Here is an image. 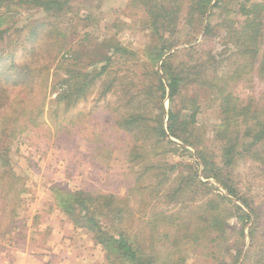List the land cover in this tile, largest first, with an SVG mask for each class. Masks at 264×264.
Returning <instances> with one entry per match:
<instances>
[{"label":"rangeland","instance_id":"1","mask_svg":"<svg viewBox=\"0 0 264 264\" xmlns=\"http://www.w3.org/2000/svg\"><path fill=\"white\" fill-rule=\"evenodd\" d=\"M0 1L4 2L0 4V13H13L5 19L6 26L12 28L3 47L5 53L14 55L17 64L28 60L35 66L27 54L30 46L26 42L29 31L24 29L27 25L36 27L41 22L49 23L61 32L63 42L49 70L47 91L44 93L42 87L36 85L30 96L29 106L35 110L32 118L40 119L36 110L45 95L43 118L29 124L26 116L17 114V132L5 140L3 152H8L10 167L21 179L22 187L15 189L17 201H7L2 194L5 183L0 180V264L5 261L11 264L12 260L9 263L7 259L16 250L26 252V256H21L31 259L26 264L53 261L55 264L58 259L67 258L70 245L64 247L56 243L57 247L50 248L52 252L42 255L27 245L26 237L33 236L32 225L43 223L45 210H55L53 185L125 197L140 176L135 175V171H141L143 183L148 187L145 195L150 197L142 215L146 213L150 217L161 211L168 217L161 221V232L176 228L172 226V219L178 221L177 224L182 221L198 224L200 216L206 220L216 213L224 219L223 230H205L198 241L182 242L177 247L166 240L155 243L159 257L156 264H162L170 253V259L177 260L180 256L181 264H264V146L258 148L261 159L253 157L257 149L247 151L245 148L251 141L246 136V127L241 126L240 121L236 127L231 126L228 135L231 144H235L233 138L239 133L238 154L232 166H224L221 174L235 187L234 195L217 178L207 176L201 161L203 157L222 166L221 150L225 140L219 133L225 116L219 107L221 99L215 84L225 73L235 70L239 57L227 54L225 62L220 64L214 63L212 57L223 50L225 43H232L233 34L241 29L246 20L239 10L244 0H211L206 22H196L193 18L195 22L186 25L188 11L184 10L174 34L162 32L161 26L152 23L148 13L152 0H73L57 17L42 9L22 6L20 0ZM154 1L161 4V0ZM250 1L264 3V0ZM206 24L208 30L204 28ZM262 31L264 37V19ZM44 37L41 34L36 44H43ZM107 39L112 41V47L119 45L128 49V53L114 54L113 50H108L111 63L90 87L87 97L68 109L63 103H57L58 94L51 89L64 74L58 68L59 62L77 57L86 66V72L99 71L107 63L100 58L90 61L94 51L101 52L100 45ZM175 41L179 45L166 48L164 55L153 62L152 69L147 51L155 47L161 49ZM164 61L166 68H163ZM172 71H182L184 82L173 102L168 97L164 99L163 113L160 100L152 96V88L161 83L167 87V76H171ZM20 90L15 88L12 97H24L25 93ZM226 91L247 101L251 97L259 98L264 82L252 72L230 81ZM113 109L122 114L142 115L147 129L129 134L118 128ZM169 111L177 114L178 119L171 120ZM5 112L6 109H0L1 115ZM173 122L178 125L176 132L173 129L176 134L170 130ZM160 123L168 135L164 139L159 138L157 131ZM182 131L187 142L183 140ZM135 139L139 145L135 151L138 160L131 162ZM173 166L175 168H171ZM138 194L133 193L130 200L136 210L140 208ZM51 214L59 216V212ZM48 215L46 219L50 220ZM171 215L174 217L170 218ZM104 224L109 223L104 220ZM84 233L82 246L86 247L89 240L95 244L92 252H85L93 261L89 264H107L103 248L93 241L90 232ZM39 235L38 230L33 237ZM69 252L70 259L74 252L72 249ZM44 256L48 257V262L41 263ZM86 257L79 258L87 261Z\"/></svg>","mask_w":264,"mask_h":264},{"label":"trees","instance_id":"2","mask_svg":"<svg viewBox=\"0 0 264 264\" xmlns=\"http://www.w3.org/2000/svg\"><path fill=\"white\" fill-rule=\"evenodd\" d=\"M73 0H20L22 6L42 9L48 15L57 17L67 10L68 4ZM152 0L151 8L148 13L155 26H161L162 32L174 34L176 32L179 16L186 12L185 24H192L193 18L206 22V13L209 9L211 0ZM0 1V4H3ZM188 3V6H187ZM186 6V9H185ZM240 12L246 16V20L242 23L241 29L233 34L232 43H225L223 50L212 57L214 63L220 64L225 62V58L229 55H236L239 61L235 65V70L225 73L215 84V89L218 98L221 99L219 105L221 113L225 116L223 128L219 135L224 139L223 148L221 150L222 166L219 167L214 161H210L201 157L202 163L205 165V172L208 177L217 178L222 184L227 186L228 191L234 193L235 187L229 185L228 180L222 177L221 170L224 166L231 167L235 158L238 141H240L239 133L233 138L235 144H231L228 135H230L231 126L236 127L241 122V126L247 129V135L250 142L245 145L247 151L250 148L257 149V154L253 157L261 159L262 154L258 149L264 146V91L259 98L251 97L247 101H242L232 93L226 91L230 81H236L244 78V75L255 72L257 78L264 82V46L262 22L264 19V3H254L250 0H244L240 4ZM30 11V10H29ZM13 14L7 11L5 14L0 13V109H6L7 112L0 114V180L4 181L3 198L7 201H17L18 195L15 189L21 188L20 178L10 167L8 152H3L6 141L12 138L16 132L18 123L17 114L26 116V121L29 124L38 123L43 114L44 97H42L40 107L37 108V116L40 119H34L32 116L35 110L30 108L29 102L33 87L36 85L42 87V91H47L48 74L52 62L55 61L58 55V48L63 44L62 34L59 30L49 23L41 22L27 25L24 29L29 31L26 38L27 44H30L27 49V54L31 58L30 65L28 60L24 63L17 64L13 54L5 53L6 36L11 31L12 27L6 26L8 16ZM194 21V22H195ZM205 30L209 26L205 25ZM18 30V29H16ZM157 31V29H156ZM161 32V33H162ZM44 34L43 44L36 42L40 39V35ZM158 34V33H157ZM4 42V43H3ZM39 44V45H38ZM179 45L178 41L173 44L164 45L161 49L155 47L150 52L147 51V56L152 63V69L166 51V48H172ZM112 41L107 39L100 45L99 50L94 51L91 63L100 58V61H105L107 65L102 66L99 71L86 72L85 65L80 63L79 58L71 57L70 59L59 62L58 68L60 72H64L63 76L59 77L57 82L53 84L51 92H57V103H63L66 109L74 107L82 99L87 97L90 87L96 82L97 78L101 77L108 69L112 57L107 56L108 50H113L114 54H126L128 49L121 46L112 47ZM157 49V50H156ZM100 52V53H99ZM228 54V55H227ZM103 57V58H102ZM89 62V63H90ZM163 68H166L165 61ZM156 71V70H154ZM158 71H156L157 73ZM59 76V75H56ZM184 82L182 71H172L171 76H167L168 86L163 83L161 86H155L152 90V96L161 102V110L164 113L163 101L166 97L173 102L180 92V86ZM21 88L20 92H24L25 96H14L12 93L15 88ZM60 87V89L58 88ZM42 92V93H43ZM115 124L118 128L124 129L127 133H136L137 130L147 129L146 121L139 114H122L116 110H112ZM171 120L178 119L177 114L169 111ZM32 118V119H31ZM190 118V117H189ZM192 118V117H191ZM240 121V122H239ZM161 124V125H160ZM157 125L159 138L164 139L168 135L164 130L162 123ZM156 129V128H155ZM178 129L175 122L170 126L172 134ZM178 132V131H177ZM182 131V137H183ZM181 138L180 135H176ZM232 137V136H231ZM6 140V141H5ZM186 142L188 139L183 137ZM190 143V141L188 142ZM138 142L135 139L133 148L130 152V161L138 160ZM132 158V159H131ZM264 161V159H263ZM175 168V166L171 167ZM140 175L136 178V184L129 191V195L125 197L117 196L113 193L91 192L84 189L71 190L66 186L59 184L53 185L51 192L55 200V206L59 209L77 229H83L92 234L93 241L100 245L106 254L107 264H156L159 257L154 249L155 243L161 241H169L173 245L178 246L182 242L189 243L198 241L200 236H204L205 230L217 228L223 230V217L221 214L209 215L208 219L204 220L200 216L197 223L192 222L177 224L178 221L172 219V226L176 227L173 231L161 232V221L168 219L162 215L161 211L152 215H142L149 205L150 197L145 195V190L148 187L144 185L141 171H135V175ZM167 173V171H166ZM165 173V175H166ZM18 184V187L15 185ZM147 188V189H146ZM139 192V210L134 209L130 205L131 196L133 193ZM177 192V191H176ZM151 196V193L149 194ZM175 192H173V196ZM234 195V194H233ZM215 209V207H214ZM174 217L173 215L169 216ZM104 220L109 224L105 225ZM204 224V225H202ZM172 253L162 264H181L182 258L177 257V260L170 259Z\"/></svg>","mask_w":264,"mask_h":264},{"label":"crops","instance_id":"3","mask_svg":"<svg viewBox=\"0 0 264 264\" xmlns=\"http://www.w3.org/2000/svg\"><path fill=\"white\" fill-rule=\"evenodd\" d=\"M53 208H55L54 212H59V216H56V215L52 216L51 213H54V212H50V211L48 212L47 210H45L46 212L43 213V215H42L43 216V223L42 222H36L32 225L33 236L35 235V232H37L38 230H39L41 235L36 237L39 239H36L33 236H32V238L26 237L28 247L31 246L33 251L36 250L39 254H41V253L44 254V253L52 252V249L56 246V243H58V246H60V244H62L61 246H64V247L70 245L71 247L68 248V250H67L68 253L66 254L67 258H65L63 256L64 259H61V258H60V260L58 259V261H56L55 264H89L90 262L93 263V261L90 259V257H86L87 255H85V252L86 253L92 252L91 248L92 247L95 248L94 247L95 244L89 240V243H87L86 247L82 246L84 244V242L81 241V239L86 238V235H85L86 233H84L86 231H84L83 229L75 228L74 224L60 210H57L55 206H53ZM48 213H49L48 217H50V220L46 219ZM39 214L41 215V213H39ZM43 226H45L44 229H42ZM29 234H31V233L29 232ZM50 248H52V249H50ZM61 249H62V247H61ZM71 249L74 252V257L69 259V257H71L70 252H69V251H71ZM80 249H82V250H80ZM84 249H87V251H84ZM64 250H66V249H64ZM53 252L55 253V251H53ZM64 254H65V252H64ZM81 255L86 257L87 261H84L85 259L79 258ZM11 256H13V257H11ZM11 256L9 257V259H7V261L9 263L11 262L10 260H12L11 264H26L28 261L30 262V260H31V259H28L26 257H25V259H22L21 256H26V252H22L21 250L14 251L13 255L11 253ZM6 257H8V256H6ZM40 257L42 258V256H40ZM54 257H56V255H54ZM3 261H5V260H3ZM42 262H48V257L44 256L41 263ZM53 263H54V261L52 263H46V264H53ZM5 264H6V261H5ZM29 264H33V263H29ZM34 264H36V263H34Z\"/></svg>","mask_w":264,"mask_h":264}]
</instances>
